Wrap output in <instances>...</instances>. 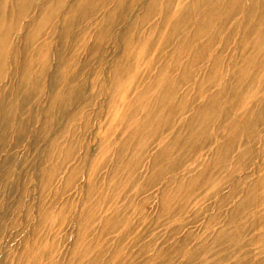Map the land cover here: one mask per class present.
<instances>
[{
  "label": "rangeland",
  "instance_id": "374dc122",
  "mask_svg": "<svg viewBox=\"0 0 264 264\" xmlns=\"http://www.w3.org/2000/svg\"><path fill=\"white\" fill-rule=\"evenodd\" d=\"M219 3L0 0L10 59L0 78V264H147L144 257L155 255L182 264L187 258L174 257L172 248L187 236L192 240L183 254L211 246L210 234L238 202H229L232 188L249 176L243 191L264 176V0H256L251 15L244 0L232 18L225 10L212 12ZM162 67L179 82L178 114L156 139L150 132L136 136L152 142L133 149L134 160L143 155L145 161L133 176L123 164L130 150L113 151L142 121L144 109L133 112L140 94L150 102L158 97ZM212 97L216 110L200 115ZM189 120L201 128L179 151L170 139L175 132L178 140L186 136ZM246 125L258 143L243 145ZM167 145L182 165L158 185L148 184L151 158ZM246 150L253 158L242 162L237 154ZM131 178L136 187L133 181L126 186ZM221 198L228 204L218 212ZM216 215L220 223L210 233ZM259 234L256 260L264 259Z\"/></svg>",
  "mask_w": 264,
  "mask_h": 264
},
{
  "label": "bare ground",
  "instance_id": "6f19581e",
  "mask_svg": "<svg viewBox=\"0 0 264 264\" xmlns=\"http://www.w3.org/2000/svg\"><path fill=\"white\" fill-rule=\"evenodd\" d=\"M220 1L221 3H219L218 6H215L212 8V12H217V10L228 11L229 18H232L234 14H237V12H240V6L244 3V0H220ZM248 2H249V12H251L249 15L254 14V11L257 12L259 7L258 5H256V0H248ZM50 16L51 14L49 15L48 19L50 18ZM208 17L210 16L205 17V19L204 20L202 19V21L200 22L201 29L198 31L197 36L200 35V32L204 31L202 28L207 26ZM248 19L249 18L247 17V20ZM261 19H262V22L260 26L264 28V16H262ZM253 27L251 28V30L255 34L258 28H253ZM260 34L264 35V30L261 31ZM8 41L9 40H8V36L6 35V32L5 33L0 32V78H2V76H4L5 73L7 72L8 65L10 62L9 55L7 53V47L9 45ZM216 70H214V72ZM28 71H29V68H28ZM116 73L120 76L118 72ZM159 74H160V78L155 83V86L157 88L160 87L158 97L156 98L155 101L150 102L145 99L144 93L140 94V96L136 100V104H135L133 112L135 114H137L138 112L140 113V108H143L144 115L142 117V121L131 125L133 127L132 134H130L129 136L127 135L126 138L123 139V142L120 145V147L113 151V152L118 151L117 152L118 154L120 150H123V149L130 150L131 155L129 156V159L123 160L124 162L123 164H124V168L128 170L130 173H132L133 176L136 175L138 171L145 164V161H143L144 160L143 155L140 157V159H137V161L134 160L135 158L132 156L133 149L136 148V150H143V148H147L146 146H148L149 140L151 141L152 138L154 140L160 136L161 132L163 131L167 132V130H169L168 127L170 125V118L173 115L178 114L179 106L175 102L174 95L178 89L179 82L172 81L170 79L171 75H170L168 68L166 67H162L159 71ZM118 75L116 77L119 78ZM28 77L29 76H27L26 80L28 79ZM118 78L115 79V81L117 80L120 81ZM119 83L121 82H118V84ZM216 100L217 99L215 97H212L211 99H209L207 101L208 104L204 105V107L201 110H199L200 115L203 112H206L209 110H211L214 113V111L216 110L215 109L216 108L215 104L217 102ZM1 110H3L2 103L0 104V111ZM162 111L168 112V115L166 118H162L161 116ZM197 126H198L197 124L194 126V122H191V120L187 121L185 124V128H183V130L187 132V135L178 140L177 132H175V135L171 136L170 144H173V146L176 145L179 151L182 149L183 145H188L190 147L191 140L189 139V137L195 136L197 134L196 131H198L197 129L201 128L200 126L198 127ZM248 129H249V126L247 125L242 128L243 130L242 133L245 132L244 139L246 141L243 143V145H247V144L251 145L252 142L253 144L255 142L258 143L259 142L258 135L250 136V134H248V131H249ZM146 132L152 133V136L150 137L151 139H148L147 144L146 143L143 144V143H139L138 141H135L136 136H139V134H144ZM194 151H196V149L193 146L190 148L188 155L190 153H194ZM73 153H74L73 149L71 147H68L67 152H66V157L67 158L72 157ZM237 155H238V158L240 157L241 159L243 158L242 162H244L245 160H251V157H252V153L249 150L242 151V153H239ZM225 158L227 160L230 159L229 156H226ZM225 158L223 157L224 161H225ZM182 162H183V159L170 158L169 157V145L165 146L163 149L158 150L152 156L151 161H150L151 165L149 168V172L151 171V177L149 181L147 180L146 181L148 182V184L150 183L155 186L158 185L159 181L166 177V174H172L175 171H177L178 168L180 169ZM249 167H251L250 163L248 164L246 168L249 169ZM113 171H114L113 173L115 174V178H116L119 172V168L117 165ZM211 171L212 173L214 172L213 170ZM52 175H53L52 172L48 173V181L52 179ZM115 178H113V181H111L113 182L112 183L113 187L117 186L116 184L118 183L116 182ZM234 178H235V175L233 176V179ZM248 178L249 176L244 177V179L242 180V184H243V181ZM227 179L229 180V178ZM227 179L226 181H228ZM231 179L229 181L232 183ZM131 181L134 182L133 187H136L138 185V180H136V178L134 179L131 178L125 183L126 186L131 184ZM242 184L240 183V185L238 184L237 186L235 185V187L232 188L231 193L229 194L230 203L231 201L237 198H238V202H236L235 206L228 212L226 219L224 221V224L220 225V228L218 230L211 233L212 231L211 227L212 226L216 227L220 223L219 222L220 216L218 215L213 216L209 220L211 223L209 225L211 234H210V240L208 241L212 243L210 244L211 245L210 247H207L205 250L204 249L200 250V249H197L196 247H191L188 249L186 253L183 254L181 252V249L186 247L188 242L192 240L191 236H187L186 239L182 240L181 242H178V244H176V246L172 248L173 254H175L173 255L174 257H180V258L186 257L187 258L182 264H193L197 261L200 262L199 264H202V262L203 264H222V262H224L228 257H231V254L233 252H238L239 250L240 251L243 250L244 253L240 258L236 259L233 264H264V259L256 260L253 258V247H252L253 243L255 242V238L260 236L259 231H262V233H264V176L258 179L250 180V183L246 186V188L243 189V191L240 189V186ZM170 185H172V183H170ZM165 198H166L165 196H162L161 199L163 200ZM226 199L221 198L219 202L220 204H219L218 212L222 211L224 208L227 207L228 199L227 200ZM92 208L94 207H91L90 208L91 210L89 209L90 212L92 211ZM106 224H109V220L105 221L104 225ZM246 239H248V241H246ZM230 242H232V244H230L231 246H229ZM226 244H228V246H226ZM94 247L95 245L90 246L91 250ZM88 252H91V251H88L87 249L85 250L84 253L86 254ZM144 259L147 264H172L171 260L158 259L156 255L155 257L152 256L150 258L144 257Z\"/></svg>",
  "mask_w": 264,
  "mask_h": 264
}]
</instances>
